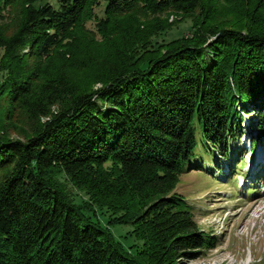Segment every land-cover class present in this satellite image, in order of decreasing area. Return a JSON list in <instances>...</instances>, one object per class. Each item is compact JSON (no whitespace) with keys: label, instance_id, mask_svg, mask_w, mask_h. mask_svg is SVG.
I'll return each mask as SVG.
<instances>
[{"label":"trees","instance_id":"obj_1","mask_svg":"<svg viewBox=\"0 0 264 264\" xmlns=\"http://www.w3.org/2000/svg\"><path fill=\"white\" fill-rule=\"evenodd\" d=\"M37 1L22 0L12 32L0 30V264L199 258L206 240L172 192L202 154H234L243 116L264 132V0H106L98 20L101 0ZM15 3L0 0V20ZM168 11L178 21L134 20ZM128 18L138 29L119 25ZM187 19L191 36L152 43ZM92 21L102 42L111 23L120 39L84 63L81 80L64 64L41 68ZM15 111L29 126L24 141L6 132ZM66 183L87 200L74 202ZM96 210L110 214L106 228L92 220ZM118 225L133 226L134 253L115 241Z\"/></svg>","mask_w":264,"mask_h":264},{"label":"rangeland","instance_id":"obj_2","mask_svg":"<svg viewBox=\"0 0 264 264\" xmlns=\"http://www.w3.org/2000/svg\"><path fill=\"white\" fill-rule=\"evenodd\" d=\"M100 2L94 9L97 20L103 17V9L107 3L106 0ZM45 3L57 7V0H38L36 5ZM21 8L22 0H17L14 6L5 10L4 18L0 20V30L12 32ZM179 16L168 11L161 16L154 15L148 18L147 15L146 19L136 17L134 20L137 23L151 25L159 20L165 22L167 18L169 23L176 19L178 21ZM118 23L126 30L127 24L132 26L135 22L128 18L125 21L120 19ZM191 24L189 19L177 23L172 29L159 33L152 39V43L160 45L191 36L193 33ZM137 26L138 24L133 28L138 29ZM117 28L113 23L110 24L108 34L111 32V36L106 38L105 42H102L95 21L86 23L85 29L88 34L79 28L71 30L68 33V40L63 41L62 46L55 51L56 56L54 55L51 62L42 63L41 68L45 71L47 69L54 71L56 66L64 64L67 69L73 67L70 73L76 80H81L83 75L81 68L85 67L84 63L97 64L101 56L113 49L114 41L120 39L116 35L113 37L114 33L112 34ZM128 33L132 35L131 30H128ZM28 62L32 67L38 64L33 58ZM3 77V73H0V84ZM252 116L249 114L243 116L241 124L243 134L236 140V153L225 159L218 150H210L211 157L202 154V157L195 159V162L179 175L172 194L184 202L197 224L199 234L201 233L206 240L201 256L187 264H264V169L258 168L264 166V132L252 130L248 126V120ZM12 123L6 130L8 136L12 140L24 141L30 130L19 111H15ZM253 140L259 145L254 151L251 145ZM59 180L63 182L64 178L59 177ZM240 182H243L242 187L239 186ZM246 182L248 185H245ZM66 187L74 202L80 204L87 200V196L75 190L70 184L66 183ZM95 212L92 220L106 228L110 214L104 210ZM109 230L115 241L130 253H134V246H141L131 233L133 226L118 225L110 227Z\"/></svg>","mask_w":264,"mask_h":264},{"label":"bare ground","instance_id":"obj_3","mask_svg":"<svg viewBox=\"0 0 264 264\" xmlns=\"http://www.w3.org/2000/svg\"><path fill=\"white\" fill-rule=\"evenodd\" d=\"M257 146H259V145H257ZM247 168V167H246ZM259 169L261 168V170L262 169H264V166L262 165V166H260V167H258ZM258 168L256 169V170H258ZM246 170V169H245ZM256 170H255V172H256ZM246 172V171H245ZM254 172V171H253ZM247 173V172H246ZM249 173H251V172H248V174ZM241 187L243 186V182H240V184H239Z\"/></svg>","mask_w":264,"mask_h":264}]
</instances>
